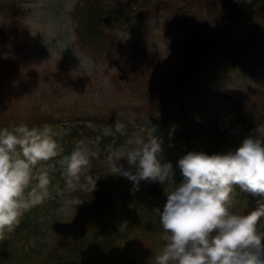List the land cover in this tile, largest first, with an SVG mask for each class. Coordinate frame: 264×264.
I'll list each match as a JSON object with an SVG mask.
<instances>
[{"label": "rangeland", "instance_id": "1", "mask_svg": "<svg viewBox=\"0 0 264 264\" xmlns=\"http://www.w3.org/2000/svg\"><path fill=\"white\" fill-rule=\"evenodd\" d=\"M102 1L113 5L120 0ZM141 1H136L134 10L144 9V13L108 24L107 38L102 42L77 30L73 13L79 0H0V126H26L50 118L76 121L80 117L106 114L120 119L150 105L153 87L159 85L163 89L172 79L190 37L166 7L169 0ZM10 2L17 4L15 8ZM257 7L253 0H195L189 8L187 18L194 31L212 28L211 35L203 32L198 38L213 45L212 50L231 55L240 46L250 47L234 70L227 72V77L222 78V70L212 66L213 69L191 81L182 107L194 124L205 128L213 119L245 107L252 114L254 126L264 130V26L249 30L255 16L242 20L240 17L241 11ZM66 123L60 124L62 130L72 124ZM99 124L105 133L110 132L106 121ZM162 125L115 134L120 142L102 154L100 139L82 141V148L74 157H56L62 148L56 154L50 147L36 151L32 144L25 146L22 137L27 138V132L10 130L11 136L1 141L4 145L12 141L11 145L23 154L4 160L13 169L3 167L0 190L16 188L14 194L25 198L30 193V185L25 183L43 175L32 191L44 188L46 198L57 203L41 212L45 222L43 233L49 228V234L60 226L70 229L76 224V205L80 199L75 193L77 182H72V177L105 179L115 174L131 181L138 172L141 180L167 182L177 201L184 203V210L202 224L212 223L213 216L218 215L224 223L221 229L230 228L234 236L247 242L255 240V231L264 233V189L255 191L257 201L255 205H247V215L241 209L230 213L231 202L224 203L222 209L212 208L217 202V185L210 177L221 178L223 174L220 163L199 143L188 146L184 139H177L170 145L166 141L167 147L135 162L145 143L170 131V126ZM121 126L125 130V125ZM175 129L180 131L178 127ZM59 131L54 128V133ZM244 147L250 149L254 145ZM57 173L71 174L63 182ZM229 179L240 184L246 181L244 177H235L234 172ZM120 199L116 193L113 199L116 208ZM28 201L20 205H28ZM47 210L49 213H45ZM219 242L162 233L158 252L169 264H232L233 255ZM138 245L148 247L142 241ZM256 253L264 259V242L257 246Z\"/></svg>", "mask_w": 264, "mask_h": 264}, {"label": "trees", "instance_id": "2", "mask_svg": "<svg viewBox=\"0 0 264 264\" xmlns=\"http://www.w3.org/2000/svg\"><path fill=\"white\" fill-rule=\"evenodd\" d=\"M136 1L120 0L108 5L102 0H79L73 13L78 23L77 30L90 39L103 42L108 24L144 13V9L134 10ZM253 2L258 3L257 9L241 11L240 14L241 20L255 16L249 30L264 26V0ZM194 3L195 0H169L166 4L189 34L190 43L166 87H153L150 105L118 121L117 117L106 114L103 117H80L76 121L50 118L26 126H0V175L3 167L13 169V166L6 164L5 159L23 154L11 145L12 141L7 145L1 141V138L11 136L8 133L10 130L22 129L27 132L28 137H22L25 146L32 144L37 151L48 147H53L54 151L62 148L60 155L75 156L82 148V141L100 137L102 153L109 144L114 143L115 134H128L136 127L150 128L162 122L164 126H171L170 131L144 144L142 155L135 158V162L167 147L166 141L172 145L177 139H184L188 146L197 142L221 164L222 177H210L217 185V202L212 204V208L222 209L224 203L231 202L233 208L230 213L241 209L243 214H249L247 205H255L257 201L255 191L264 189V130L254 126L250 119L252 114L245 107L236 109L232 115L223 114L203 128L183 113L182 105L195 76L215 66L217 71L222 70V78L227 77V72L234 70L250 47L248 44L240 46L229 55L212 50L213 45L199 42L192 36L194 27L187 18V12ZM10 4L12 8L17 5ZM16 7L20 9V6ZM66 121L72 124L67 130H62L60 124H67ZM101 121H106L111 133L102 131ZM121 124H125V130L120 128ZM55 127L60 131L54 133ZM176 127L180 128L179 132ZM119 142L116 139L115 143ZM250 144L254 148L244 147ZM231 172L237 178L244 177L246 181L240 184L236 179H229ZM70 174L61 176L57 173L63 182L68 181ZM41 177L29 179L25 183L30 185L29 196L25 198L14 194L16 188L4 192L0 190V264H169L158 252L162 247L158 245L162 233L167 236L173 233L200 237L202 241H220V245L233 255L232 264H264L263 256L256 253L257 246L264 242V233H260V230L254 232L257 236L255 240L247 242L245 238L234 236L230 228L221 229L224 223L218 215L213 216L212 223L202 224L191 212L184 210V203L177 201L167 182L162 184L159 181L141 180L138 172L134 173L131 181L115 174L105 179L96 176L72 177L71 181L77 182L74 183L75 193L80 199L76 205V224L70 229L65 225L54 229L52 233L57 229L60 231L50 238L52 233H47L49 228L43 233L45 222L41 212L57 203L46 198L44 188L32 191ZM116 193L121 197L117 208L113 200ZM26 199L29 200L28 205H20ZM179 207H183L181 211ZM45 213H49V210ZM176 218L180 220L176 221ZM139 241L148 247H140Z\"/></svg>", "mask_w": 264, "mask_h": 264}, {"label": "water", "instance_id": "3", "mask_svg": "<svg viewBox=\"0 0 264 264\" xmlns=\"http://www.w3.org/2000/svg\"><path fill=\"white\" fill-rule=\"evenodd\" d=\"M193 35H195L196 37H199L200 36V33L193 32Z\"/></svg>", "mask_w": 264, "mask_h": 264}]
</instances>
